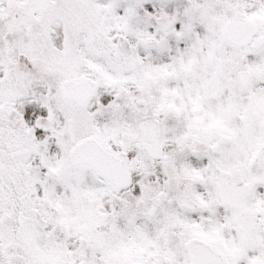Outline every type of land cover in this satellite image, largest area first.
Wrapping results in <instances>:
<instances>
[{
    "label": "snow or ice",
    "instance_id": "6c2138e0",
    "mask_svg": "<svg viewBox=\"0 0 264 264\" xmlns=\"http://www.w3.org/2000/svg\"><path fill=\"white\" fill-rule=\"evenodd\" d=\"M0 264H264V0H0Z\"/></svg>",
    "mask_w": 264,
    "mask_h": 264
}]
</instances>
